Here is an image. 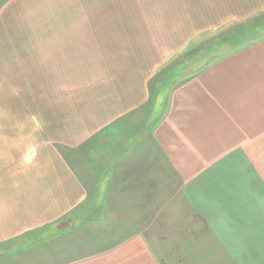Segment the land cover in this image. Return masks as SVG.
I'll return each mask as SVG.
<instances>
[{
    "label": "crops",
    "instance_id": "1",
    "mask_svg": "<svg viewBox=\"0 0 264 264\" xmlns=\"http://www.w3.org/2000/svg\"><path fill=\"white\" fill-rule=\"evenodd\" d=\"M263 17L0 0V264H264Z\"/></svg>",
    "mask_w": 264,
    "mask_h": 264
},
{
    "label": "rangeland",
    "instance_id": "2",
    "mask_svg": "<svg viewBox=\"0 0 264 264\" xmlns=\"http://www.w3.org/2000/svg\"><path fill=\"white\" fill-rule=\"evenodd\" d=\"M263 19L264 17L259 20H255L254 22L251 23L247 22L248 25H240L238 27H232L228 29L227 32L223 33L220 36V38L218 37V39H214L212 43L207 44V46L203 45L198 49H201L203 51H210L213 49L216 55L227 53L229 49L231 50L233 47L236 46L237 43H240L239 41H246V39L255 38L256 36L264 33V27H262V25L264 24ZM210 60L211 57H208L202 61L197 62V64L194 65L195 69H199L203 67ZM50 236L51 235H49V237Z\"/></svg>",
    "mask_w": 264,
    "mask_h": 264
},
{
    "label": "trees",
    "instance_id": "3",
    "mask_svg": "<svg viewBox=\"0 0 264 264\" xmlns=\"http://www.w3.org/2000/svg\"><path fill=\"white\" fill-rule=\"evenodd\" d=\"M262 27H264V24L262 25ZM264 34V33H263ZM260 35H258V36H256L255 38H258ZM247 40V39H246ZM240 43H237L236 44V46H235V48H237V47H240V46H242V45H244V44H246L247 43V41H239ZM248 44V43H247ZM231 45V44H230Z\"/></svg>",
    "mask_w": 264,
    "mask_h": 264
}]
</instances>
